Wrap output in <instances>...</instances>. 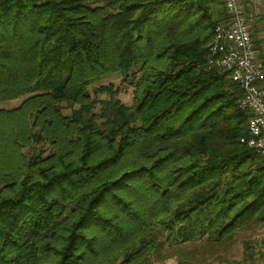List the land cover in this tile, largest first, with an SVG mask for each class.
<instances>
[{"label": "trees", "instance_id": "1", "mask_svg": "<svg viewBox=\"0 0 264 264\" xmlns=\"http://www.w3.org/2000/svg\"><path fill=\"white\" fill-rule=\"evenodd\" d=\"M216 1L0 0V264H153L264 222L241 90L207 65ZM112 75L131 105L89 92Z\"/></svg>", "mask_w": 264, "mask_h": 264}, {"label": "built area", "instance_id": "2", "mask_svg": "<svg viewBox=\"0 0 264 264\" xmlns=\"http://www.w3.org/2000/svg\"><path fill=\"white\" fill-rule=\"evenodd\" d=\"M226 20L219 23L208 43L207 65L230 73L241 90L240 107L248 115V132L241 142L264 160V65L251 34L254 17L244 0H221Z\"/></svg>", "mask_w": 264, "mask_h": 264}, {"label": "rangeland", "instance_id": "3", "mask_svg": "<svg viewBox=\"0 0 264 264\" xmlns=\"http://www.w3.org/2000/svg\"><path fill=\"white\" fill-rule=\"evenodd\" d=\"M245 4L249 13L254 17V22H256L253 28L254 39L257 43L259 42L260 49L264 51V0H245ZM212 10L218 15V19H221L224 16L222 1L217 0L212 5ZM120 81L121 79L116 75L109 76L90 86L89 92L93 95V91L98 85L114 83L120 90L118 98L123 103L131 105L133 102L132 91L128 87H123ZM97 98L106 99L107 95L101 94ZM21 100L7 102L2 104L1 107L13 108ZM208 243L204 240L179 245L166 243L161 252L152 255L153 264H176L179 260L189 261L193 264H240L242 259L246 257L247 252L250 251L257 263L264 264V222L253 221L237 230L234 237L223 244L213 247ZM247 246L249 250H247Z\"/></svg>", "mask_w": 264, "mask_h": 264}]
</instances>
